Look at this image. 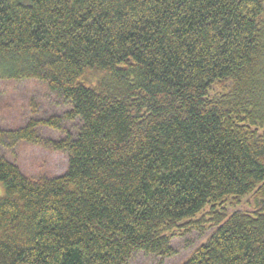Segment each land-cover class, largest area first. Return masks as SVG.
Returning <instances> with one entry per match:
<instances>
[{
  "label": "trees",
  "instance_id": "16d2710c",
  "mask_svg": "<svg viewBox=\"0 0 264 264\" xmlns=\"http://www.w3.org/2000/svg\"><path fill=\"white\" fill-rule=\"evenodd\" d=\"M0 80L66 106L0 146L45 126L67 159L0 153V264L166 258L208 227L180 264H264V0H0Z\"/></svg>",
  "mask_w": 264,
  "mask_h": 264
},
{
  "label": "rangeland",
  "instance_id": "374dc122",
  "mask_svg": "<svg viewBox=\"0 0 264 264\" xmlns=\"http://www.w3.org/2000/svg\"><path fill=\"white\" fill-rule=\"evenodd\" d=\"M65 109L66 106L57 102L42 83L32 80H0V130L23 126L31 117L39 119L53 114L61 115ZM71 125L73 124L70 121L63 122L65 128H70ZM60 136L59 131L39 126L35 142L19 141L13 147L0 146V153L15 160L21 170L29 176L60 174L66 169V156L53 149L47 142L49 138ZM3 142L8 140L3 139ZM211 230L212 227H208L204 232L192 230L175 236L172 240L175 253L169 257L159 258L137 252L127 264H180Z\"/></svg>",
  "mask_w": 264,
  "mask_h": 264
}]
</instances>
